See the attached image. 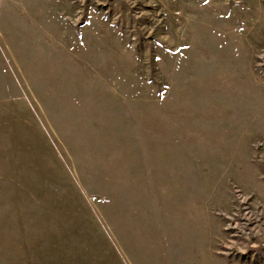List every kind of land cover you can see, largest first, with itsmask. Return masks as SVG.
I'll return each mask as SVG.
<instances>
[{"label": "rangeland", "instance_id": "rangeland-1", "mask_svg": "<svg viewBox=\"0 0 264 264\" xmlns=\"http://www.w3.org/2000/svg\"><path fill=\"white\" fill-rule=\"evenodd\" d=\"M0 264H264V0H0Z\"/></svg>", "mask_w": 264, "mask_h": 264}]
</instances>
